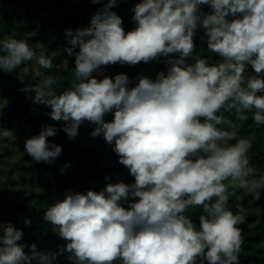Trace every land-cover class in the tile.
I'll return each instance as SVG.
<instances>
[{
    "label": "clouds",
    "instance_id": "9594fccd",
    "mask_svg": "<svg viewBox=\"0 0 264 264\" xmlns=\"http://www.w3.org/2000/svg\"><path fill=\"white\" fill-rule=\"evenodd\" d=\"M116 5L107 0L88 27L65 30V51L75 57L69 87L58 92L57 77L46 75L28 90L35 103L50 106L53 121L64 122L70 139L93 125L91 136L112 145L134 182L70 191L48 206L44 220L67 242L56 252L32 244L26 253L17 243L22 230L0 224V264H55L65 253L69 264H239L246 210H233L229 199L237 190L257 197L264 189V170L251 155L257 137L239 135L250 118L264 125V0H140L132 10L136 27L127 33L110 10ZM198 27L218 58L213 63L203 56L187 61ZM33 35L0 40V70L35 62L40 77V69L54 67L56 52L29 44ZM161 58L167 72L155 80L140 75L131 87L125 74L112 78L101 70ZM57 132L42 126L26 139V153L52 164L62 148L47 138ZM11 135L0 126V137ZM197 206L199 227L187 214Z\"/></svg>",
    "mask_w": 264,
    "mask_h": 264
},
{
    "label": "trees",
    "instance_id": "16d2710c",
    "mask_svg": "<svg viewBox=\"0 0 264 264\" xmlns=\"http://www.w3.org/2000/svg\"><path fill=\"white\" fill-rule=\"evenodd\" d=\"M139 2L140 0H117V5L110 9L121 17L126 33L136 27L132 20V10ZM106 3L107 0H100L96 4L91 0H0V40L9 37L24 38L25 34L35 32L36 35L27 37L29 44H41L48 50V55L56 52L53 58L54 67L40 69V77H35L38 68L35 62H28L10 73L0 70V89L14 87V101L8 105V125L14 133L3 137V140L12 142V147L2 152L0 144V224L10 222L15 228L22 230V239L17 243L25 245L26 253L32 244H36L37 249L42 252H56L66 246L67 242L61 239L57 230L43 218L47 207L63 199L65 193L71 191L86 194L88 190L99 192L107 183L134 182L129 170L119 163L112 145L106 143L102 135L91 136L93 125L86 123L80 126L77 137L70 139L62 130L64 122L53 121L49 115L50 106L33 102L35 93L28 90L33 83H38L46 75L57 77L58 83L55 87L58 92L70 86L75 57L65 51L70 47L65 30L71 29L75 32L78 28L88 27L90 18ZM202 10L210 11L206 5L202 6ZM17 18H25V23L18 24ZM194 44L193 58H187L189 63L200 56L210 57V63L218 59L208 52L202 28L196 29ZM170 57L175 58L176 54H170ZM162 59L148 63L140 62L135 66L117 63L101 66V70L112 78L117 74H125L131 81V87L135 86L137 77L151 64H156L159 70L167 72V65L161 62ZM24 69H27V73L21 80L18 74ZM248 72L251 74L252 69L249 68ZM93 75L103 78L95 72ZM151 77L156 78L157 74ZM104 119L110 122L113 114H107ZM44 125L57 128V135L47 139L50 144L54 143L62 148L61 154L52 164L36 162L24 148L26 139L38 135ZM6 128L8 127L4 126V129ZM253 132L257 139L251 149L252 161L264 170V125L254 124L251 118L240 124V136H248ZM106 176L110 177V180H105ZM41 185H44L45 190L39 189ZM55 185L58 191L51 195L50 191ZM237 204L246 210L245 221L239 225L244 239L239 264H264V189L260 190L257 197L237 190L230 196L229 206L235 210ZM187 214L199 227L202 208L197 206L189 209ZM66 257L67 253L60 255L55 264H69Z\"/></svg>",
    "mask_w": 264,
    "mask_h": 264
},
{
    "label": "rangeland",
    "instance_id": "374dc122",
    "mask_svg": "<svg viewBox=\"0 0 264 264\" xmlns=\"http://www.w3.org/2000/svg\"><path fill=\"white\" fill-rule=\"evenodd\" d=\"M11 9V7H9V10ZM25 18H22V19H16V22L18 24H23L25 23ZM16 32V31H14ZM14 32L12 34V36L14 35ZM162 69H158L156 67V64H151L150 67H146L145 70H144V73H142L141 75L143 76H146V77H149L153 80H155L156 78H152L151 76L154 75L155 73L158 74L159 72H161ZM14 87H5L3 90L0 89V126H2L4 128V126L8 127L6 129H10L13 131L14 133V130L12 128H10V125H8V105L10 103H12L14 101ZM32 101L34 102V98H32ZM15 125V124H14ZM13 125V127H14ZM18 129H15V131H17ZM11 139V138H10ZM12 140V139H11ZM0 144H1V151L4 152L8 147H12V142H9V141H5L3 140V137H0ZM17 175V173H16ZM36 180H34V185L36 186ZM39 189L40 190H45L44 189V185H41L39 186ZM58 191V187L55 185L52 187L51 191H50V194L51 195H54L56 192Z\"/></svg>",
    "mask_w": 264,
    "mask_h": 264
}]
</instances>
